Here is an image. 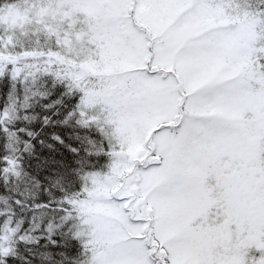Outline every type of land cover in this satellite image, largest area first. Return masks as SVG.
<instances>
[{
    "label": "snow or ice",
    "instance_id": "obj_1",
    "mask_svg": "<svg viewBox=\"0 0 264 264\" xmlns=\"http://www.w3.org/2000/svg\"><path fill=\"white\" fill-rule=\"evenodd\" d=\"M5 75L61 82L109 162L0 127V264H264V0H0Z\"/></svg>",
    "mask_w": 264,
    "mask_h": 264
},
{
    "label": "trees",
    "instance_id": "obj_2",
    "mask_svg": "<svg viewBox=\"0 0 264 264\" xmlns=\"http://www.w3.org/2000/svg\"><path fill=\"white\" fill-rule=\"evenodd\" d=\"M35 27L29 25L27 28H17L12 34L14 36L17 48L38 47L45 44L42 35L39 37L33 35ZM24 33H27L25 35ZM39 39V45H37ZM65 92V86L51 77L37 76L35 79L29 77L26 80H13L10 76L0 77V116L5 112L9 113V119L4 121L0 127H8L10 134L9 142H13L16 136L14 130L23 128L25 131L20 133L25 140L27 134L35 136L32 143L36 140H43L45 145L51 144L53 148L36 144L37 156L35 160L26 162L35 164L40 161V152L47 154L49 158H59L64 162L65 167H69L72 172L77 171V161L85 158V152L91 153L89 159L95 162L92 170H102L108 164V157L102 152L98 153L100 148V136L95 130L84 129L78 126L65 113L75 102L74 99H68L62 95ZM47 117L45 126L44 118ZM55 134L61 137L63 144H57L50 137ZM4 143V137L0 136V145ZM79 149L80 155L76 156L70 149ZM14 190L19 191L26 199H31L35 195L31 184L25 182L14 185ZM0 207H3L0 204ZM41 213L33 214L34 228L39 227Z\"/></svg>",
    "mask_w": 264,
    "mask_h": 264
},
{
    "label": "rangeland",
    "instance_id": "obj_3",
    "mask_svg": "<svg viewBox=\"0 0 264 264\" xmlns=\"http://www.w3.org/2000/svg\"><path fill=\"white\" fill-rule=\"evenodd\" d=\"M16 19H17L16 17L13 18V22H14V23L16 22ZM29 25L35 27L34 24H28V23L25 22L22 28H27ZM18 28H21V27H18ZM105 171H106V170H105ZM105 171H104V172H105Z\"/></svg>",
    "mask_w": 264,
    "mask_h": 264
}]
</instances>
